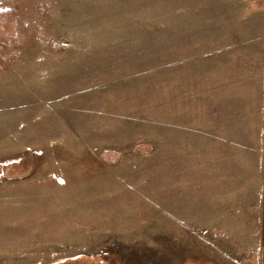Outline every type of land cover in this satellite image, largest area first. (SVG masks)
I'll list each match as a JSON object with an SVG mask.
<instances>
[{
  "label": "rangeland",
  "instance_id": "obj_1",
  "mask_svg": "<svg viewBox=\"0 0 264 264\" xmlns=\"http://www.w3.org/2000/svg\"><path fill=\"white\" fill-rule=\"evenodd\" d=\"M229 242L264 264V0H0V264Z\"/></svg>",
  "mask_w": 264,
  "mask_h": 264
},
{
  "label": "crops",
  "instance_id": "obj_2",
  "mask_svg": "<svg viewBox=\"0 0 264 264\" xmlns=\"http://www.w3.org/2000/svg\"><path fill=\"white\" fill-rule=\"evenodd\" d=\"M228 233V231H227ZM239 233V231L236 232L235 235L233 236H240L242 233L240 234H237ZM231 242L229 243H225L224 244V248L221 249L223 252H224V258L223 259H219L218 257L219 256H216V255H209V258L207 259V261L205 263L207 264H244V258L245 256L242 255V247H233L231 244ZM227 244L230 245V247H227ZM235 248V249H233ZM217 250V249H216ZM214 250V251H216ZM220 249L218 248L217 251H219ZM209 252H211V248H209ZM236 257V258H234ZM191 259L193 261H191L189 264H199L201 262H197L195 258H193V256H186L184 257L180 262H178L177 264H182L183 260L185 259ZM235 259H239V260H235ZM188 264V263H186ZM203 264V263H202Z\"/></svg>",
  "mask_w": 264,
  "mask_h": 264
}]
</instances>
